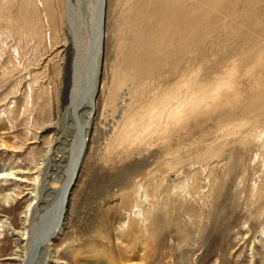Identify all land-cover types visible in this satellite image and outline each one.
Masks as SVG:
<instances>
[{"label":"rangeland","instance_id":"rangeland-1","mask_svg":"<svg viewBox=\"0 0 264 264\" xmlns=\"http://www.w3.org/2000/svg\"><path fill=\"white\" fill-rule=\"evenodd\" d=\"M65 5L0 0V136L15 146L0 149V170L32 168L54 136L52 128H42L69 103L75 41ZM105 15L93 129L51 261L264 264V0H107ZM220 84L231 89L215 104L203 102L199 114L173 122L178 126L171 122L172 136L157 141L164 143L159 149L134 143L111 148L115 133L139 132L188 89L209 98ZM152 137L134 140L156 141ZM163 146L182 164L161 163L171 180L157 190L152 182L145 185L149 205H142L143 212L128 196L136 174L158 165ZM16 185L8 183L10 189ZM27 200L1 206L0 221L9 218L19 229ZM140 234L151 238L141 245ZM126 239H133L129 249ZM18 250L14 235L4 230L0 264H17Z\"/></svg>","mask_w":264,"mask_h":264},{"label":"bare ground","instance_id":"bare-ground-1","mask_svg":"<svg viewBox=\"0 0 264 264\" xmlns=\"http://www.w3.org/2000/svg\"><path fill=\"white\" fill-rule=\"evenodd\" d=\"M106 4L107 0H76L75 3L72 0H66L64 18L66 22H69L68 24L75 41L73 81L69 103L64 110L59 107L58 118L55 122L51 121L42 128L46 130L52 128L54 136L52 137V140L48 139L47 146L40 151L38 156L36 154L37 159L32 168H26V171L22 170V172L21 170L17 172L11 170L7 171L4 168L0 170V208L14 205L22 197L28 196L22 215L20 214L21 227L19 229L15 228L11 221L9 222V218L0 221V235L4 230H10L18 244L19 250L18 253H15V259H19L17 264H33L34 254L36 253L35 250L38 248H40L39 251L41 254L37 255L34 264H53L51 259L56 257V251H51L53 249L50 247L53 241L58 238L59 234L64 231L72 188L76 184V180L84 163V158L86 157V152L88 151V144L93 129L94 115L96 114V99L102 85L100 80L104 57V40L106 37L104 28L106 21ZM140 17L142 19L143 16L141 15ZM67 19L69 21H67ZM141 36L143 37V35ZM230 86V84H226L216 89H212L209 93V98H206L207 96L202 98L198 95L199 92L197 93L196 90L186 89L187 91L185 94L177 96L172 100V103H167L165 106H162L159 110L155 111L151 115L150 120L147 121L148 123L145 122V124L141 126L142 130H139V132L136 133L134 129L130 128L128 131L125 130L124 133H115V141L111 145V148H123L126 145L132 146L134 143V145L139 144L144 147L154 145L153 147L159 149L164 143L160 145L157 141L160 139L163 140L165 137L171 135V122L178 126V121L173 123L177 119H183V117L190 114H193V116L199 114L204 108L203 106L217 103L222 94L231 89ZM201 91L203 90L201 89ZM131 122L133 121L130 120V123ZM134 128L136 129V127ZM174 133L175 132H173V134ZM152 134L156 138V141L154 140V142L145 143L144 140H134H139L147 136L152 141ZM170 139H172V137ZM34 141H36V139ZM165 146L162 147L160 150L161 154L158 156L159 166L154 165L153 167L151 165L147 167L145 174L143 173V170L139 171L135 176V179H137H134L132 183L133 188L131 187L132 190L130 191L132 193L129 194L131 196H128V200L132 199L131 205H137L140 210H142V205H149L146 203L148 197V190L146 188L148 186L145 187V185L152 182L150 186L153 185L154 189L157 190L158 188H161L164 179L170 177L171 180V173L170 175L169 173L165 174L164 171L161 170L162 168L160 169L162 166L161 163L169 162L167 166L168 168H174L182 164V157L180 159L177 158V152L169 153ZM6 148L15 149V146L0 136V149ZM18 172H21L22 176L18 175ZM10 180H15L17 182V185L12 189L8 187ZM177 182L178 180L175 181V184ZM191 183H193V180L190 184ZM20 184H22L27 190V193L24 195H22ZM172 184L173 183H171V189L175 186L174 184L172 187ZM176 188L177 187H175V189ZM176 190L178 191V188ZM136 197L137 199H135ZM154 198H156V192L155 194L153 193L152 199ZM149 202H151V200H149ZM155 204L153 205L155 206ZM128 205H130L129 202ZM146 208L149 209L148 207ZM150 211H147V213ZM139 224L141 225V222ZM145 231L148 232L146 229ZM119 234L121 235L122 232ZM149 238L151 237L140 234V244H144ZM132 243L133 239L124 240L125 248L129 249L128 247L131 246Z\"/></svg>","mask_w":264,"mask_h":264}]
</instances>
